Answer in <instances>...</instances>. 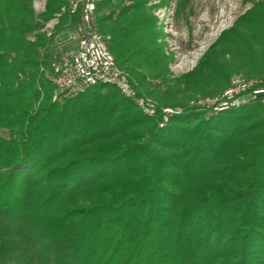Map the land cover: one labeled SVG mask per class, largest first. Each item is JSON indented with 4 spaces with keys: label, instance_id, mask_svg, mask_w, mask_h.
Segmentation results:
<instances>
[{
    "label": "trees",
    "instance_id": "trees-1",
    "mask_svg": "<svg viewBox=\"0 0 264 264\" xmlns=\"http://www.w3.org/2000/svg\"><path fill=\"white\" fill-rule=\"evenodd\" d=\"M35 1L0 0V264H264V108L207 119L190 105L264 79V1L173 77L150 0H103L117 65L140 95L183 108L166 128L111 85L54 100L42 68L81 8Z\"/></svg>",
    "mask_w": 264,
    "mask_h": 264
},
{
    "label": "built area",
    "instance_id": "built-area-1",
    "mask_svg": "<svg viewBox=\"0 0 264 264\" xmlns=\"http://www.w3.org/2000/svg\"><path fill=\"white\" fill-rule=\"evenodd\" d=\"M66 1L68 5L62 8L61 14L67 11L75 14L81 8V23L75 28L77 46L64 54L52 68H42L45 78L55 87L58 96L74 98L95 85H111L144 116L158 119L160 128H166L172 117L183 113L181 107L160 108L154 99L140 95L129 75L117 65L109 49L111 37L100 33L98 27L97 10L103 0ZM61 14L42 30L48 38L53 35L55 28L51 24H58ZM253 102H260L264 108V79H250L239 75L231 80L221 96L198 97L190 105L204 111L209 119Z\"/></svg>",
    "mask_w": 264,
    "mask_h": 264
},
{
    "label": "rangeland",
    "instance_id": "rangeland-1",
    "mask_svg": "<svg viewBox=\"0 0 264 264\" xmlns=\"http://www.w3.org/2000/svg\"><path fill=\"white\" fill-rule=\"evenodd\" d=\"M182 1L169 0L166 5H163V0L148 2V6L154 8L152 13L163 33L160 42L165 45V52L172 59L169 68L173 77L192 71L223 32L233 28L247 12L264 0H189L180 12ZM133 3V0H124L123 4L131 6ZM46 4L47 0H36L35 12H45ZM51 25L55 27L57 24ZM76 41L75 28L59 33L52 46L55 61L74 50ZM55 99L67 98L58 96L54 91ZM3 134L6 135L5 132Z\"/></svg>",
    "mask_w": 264,
    "mask_h": 264
},
{
    "label": "crops",
    "instance_id": "crops-1",
    "mask_svg": "<svg viewBox=\"0 0 264 264\" xmlns=\"http://www.w3.org/2000/svg\"><path fill=\"white\" fill-rule=\"evenodd\" d=\"M76 46H77V41H76V44H75V47H74V49L76 48ZM40 51L43 53V51H44V50H43V49H41Z\"/></svg>",
    "mask_w": 264,
    "mask_h": 264
}]
</instances>
